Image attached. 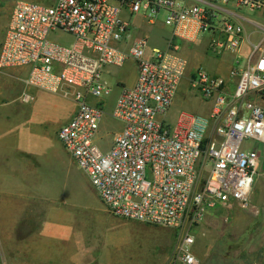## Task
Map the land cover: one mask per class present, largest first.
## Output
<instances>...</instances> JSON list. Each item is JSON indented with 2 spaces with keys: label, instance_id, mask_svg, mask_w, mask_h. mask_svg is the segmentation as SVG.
I'll list each match as a JSON object with an SVG mask.
<instances>
[{
  "label": "built area",
  "instance_id": "1",
  "mask_svg": "<svg viewBox=\"0 0 264 264\" xmlns=\"http://www.w3.org/2000/svg\"><path fill=\"white\" fill-rule=\"evenodd\" d=\"M242 9L264 16V0H16L0 47V70L28 67L26 86L73 90L76 109L57 133L63 147L112 216L179 228L174 261L182 264H199L190 232L207 214L252 208L248 198L260 167L255 144L264 145V38L250 44L242 64ZM139 15L170 28L164 45L133 37L131 18ZM58 33L73 43L51 38ZM204 35L208 51L234 55L233 65L228 77L195 71L188 85L212 102L211 112L183 111L171 126L159 117L187 75L181 45ZM130 59L136 82L121 88L112 111L121 129L103 150L96 139L111 91L103 73Z\"/></svg>",
  "mask_w": 264,
  "mask_h": 264
},
{
  "label": "rangeland",
  "instance_id": "2",
  "mask_svg": "<svg viewBox=\"0 0 264 264\" xmlns=\"http://www.w3.org/2000/svg\"><path fill=\"white\" fill-rule=\"evenodd\" d=\"M15 1L0 0V47ZM38 1L52 4L55 0ZM239 12L246 18L240 20L244 31L240 56L244 64L250 44L264 38V16L246 9ZM132 20L133 37L146 35L151 45H164L171 30L161 19L155 24L146 23L140 15ZM51 38L66 45L74 41L65 33ZM200 39V43L188 47L194 55L181 45L180 53L188 63L202 56L215 57L224 60L229 73L234 55L216 57L207 49L208 36ZM2 71L0 128L20 135L16 140H0V264H182L174 261L175 247L182 237L179 228L112 216L63 147L57 133L76 109L73 90L63 86L49 92L24 85L20 81L28 75V67ZM136 71L131 59L105 70L104 80L111 91L102 102L105 115L96 139L103 150L110 148L114 134L121 129V123L112 117L122 88L119 82L130 83ZM182 84L187 87L188 80ZM181 85L164 116L171 126L183 111L209 115L213 106L199 93L194 97L182 91L185 86ZM23 94L29 99L23 100ZM248 201L250 209L238 205L218 208L191 228L195 238L192 250L199 264H205L215 247L223 243L226 255L236 258L237 264H264V155L260 156Z\"/></svg>",
  "mask_w": 264,
  "mask_h": 264
},
{
  "label": "crops",
  "instance_id": "3",
  "mask_svg": "<svg viewBox=\"0 0 264 264\" xmlns=\"http://www.w3.org/2000/svg\"><path fill=\"white\" fill-rule=\"evenodd\" d=\"M36 2H39L38 0H35ZM39 3H42V2H39ZM45 4V3H44ZM141 17V16H140ZM133 17L131 18V21H132V24H133ZM143 19V18H142ZM146 36V35H144ZM190 46V44H184L183 47L184 49L190 51L193 55L195 54V52L193 50H191V48H188ZM196 54H199V55H202L201 53H196ZM199 57V56H198ZM136 64V63H135ZM15 68H22V67H15ZM198 69H203L205 71H207L208 73H210L211 75L213 76H217V77H228V69H229V66L224 62V60H220L218 58H215V57H210V56H202V58H200L199 61H194L193 63H188V67H187V75H186V78L188 80V78L194 74L195 71H197ZM4 70V69H2ZM1 70V71H2ZM106 70V69H105ZM0 71V72H1ZM3 72V71H2ZM105 74V71L103 73V75ZM27 77V76H26ZM25 77V78H26ZM24 78V79H25ZM104 78V76H103ZM136 78H137V71H136V76H135V79L133 81H131L130 83H125V82H122L120 81L119 84L123 87H132L135 82H136ZM24 79L22 81H20L21 83H24ZM19 82V81H18ZM107 83V81H105ZM185 84V82H183ZM182 84V83H181ZM182 84L181 87H184L185 85ZM25 85V83H24ZM232 87H231V90L234 89V85L231 83ZM188 87V88H187ZM185 86L183 89H181L182 91L186 92V93H189V94H192L194 95V97L197 96V93L195 91H193L189 85L188 86ZM180 90V89H179ZM178 90V91H179ZM121 91V90H120ZM120 93V92H119ZM178 93V92H177ZM177 95V94H176ZM260 102L264 105V98H262V100H260ZM264 107V106H263ZM167 114V113H166ZM162 115L160 116L159 118L162 119V120H165L164 119V116L166 115ZM24 133L26 131V129H23ZM18 133L19 132H15V134H10V133H7L6 129L3 128L1 129L0 128V140L3 142L4 141H12L13 139L16 140L18 139ZM28 134V133H27ZM20 135V133H19ZM255 146L257 147L259 153H260V156H263L264 155V146H263V151H261L260 147L262 146V144H255ZM208 215V214H207ZM206 215V216H207Z\"/></svg>",
  "mask_w": 264,
  "mask_h": 264
},
{
  "label": "trees",
  "instance_id": "4",
  "mask_svg": "<svg viewBox=\"0 0 264 264\" xmlns=\"http://www.w3.org/2000/svg\"><path fill=\"white\" fill-rule=\"evenodd\" d=\"M229 244V242L227 243ZM224 245H217L215 249L210 254L208 260L205 264H237V259L234 257L226 255V250H224Z\"/></svg>",
  "mask_w": 264,
  "mask_h": 264
}]
</instances>
